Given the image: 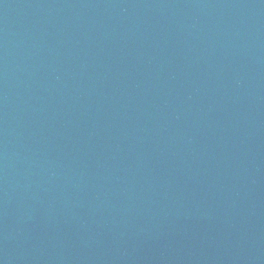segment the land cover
Masks as SVG:
<instances>
[{
  "label": "water",
  "instance_id": "1",
  "mask_svg": "<svg viewBox=\"0 0 264 264\" xmlns=\"http://www.w3.org/2000/svg\"><path fill=\"white\" fill-rule=\"evenodd\" d=\"M0 264H264V0H0Z\"/></svg>",
  "mask_w": 264,
  "mask_h": 264
}]
</instances>
